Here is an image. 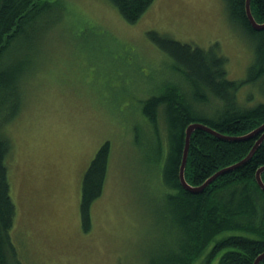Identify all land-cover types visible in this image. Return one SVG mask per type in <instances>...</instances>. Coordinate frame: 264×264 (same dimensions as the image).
<instances>
[{
    "label": "rangeland",
    "instance_id": "obj_1",
    "mask_svg": "<svg viewBox=\"0 0 264 264\" xmlns=\"http://www.w3.org/2000/svg\"><path fill=\"white\" fill-rule=\"evenodd\" d=\"M62 1L58 22L69 30L39 31V42L16 45L10 54V62L24 68L20 106L3 129L10 142L6 163L15 216L9 235L17 258L22 264H161L180 248L166 199L176 191L161 184L165 121L159 114L164 152L153 161L156 135L141 106L168 83H185L147 32L204 49L216 43L230 79L246 76L250 39L225 0H153L134 23L107 0ZM239 93L249 105L260 92L247 84ZM105 141L107 173L85 231L82 179ZM212 243L192 264H217L221 251L209 256Z\"/></svg>",
    "mask_w": 264,
    "mask_h": 264
},
{
    "label": "trees",
    "instance_id": "obj_2",
    "mask_svg": "<svg viewBox=\"0 0 264 264\" xmlns=\"http://www.w3.org/2000/svg\"><path fill=\"white\" fill-rule=\"evenodd\" d=\"M107 1L127 22L134 23L153 0ZM225 1L230 17L248 34L252 47V61L242 79L227 77L226 57L218 52L216 43L204 49L154 30L147 32L150 40L172 58V71L185 83H168L163 93L149 96L141 106L156 135L153 161H159L164 152L158 138L159 114L165 121L168 148L163 156V160L166 158L161 184L176 191L166 199L178 224L180 248L171 260L165 259L161 264H192L210 241L213 243L209 256L221 251L217 264H253L254 258L264 251V190L255 178L256 170L264 164V140L244 164L219 175L200 192L185 189L178 177L185 128L189 123L202 122L221 134L238 136L264 121V28L251 26L245 13V0ZM250 9L256 21H264V0H250ZM64 11L62 0H0V264H22L9 235L15 205L7 176L10 142L3 130L20 106L19 80L24 69L22 63L10 62L11 49L39 42V31L48 33L55 28L68 31L69 27L58 22ZM46 18L48 21L43 23ZM247 84L260 92L251 105L241 102L239 93ZM211 98L214 106L204 107ZM259 134L244 140H226L195 129L184 169L186 181L198 185L218 169L242 159ZM109 151V141H105L82 179L80 215L85 231L90 227L91 204L104 186ZM261 178L264 182V171ZM223 230L235 231L215 239ZM258 264H264V258Z\"/></svg>",
    "mask_w": 264,
    "mask_h": 264
},
{
    "label": "water",
    "instance_id": "obj_3",
    "mask_svg": "<svg viewBox=\"0 0 264 264\" xmlns=\"http://www.w3.org/2000/svg\"><path fill=\"white\" fill-rule=\"evenodd\" d=\"M245 13H246V16L248 18L249 23L251 24V26L253 28H255V29L264 28V21L263 22L256 21L252 15V13H251L250 0H245ZM195 129H201V130L207 131L211 134L216 135L217 137H220V138L226 139V140H244V139L253 137L254 135H256L258 133H260V134H259V137L254 142L253 146L250 148L249 152L242 159L238 160L237 162H234L232 164H229L227 166H224V167L218 169L216 172H214L212 175H210L208 178H206L202 183H200L198 185H191L185 179L184 169H185L186 160H187V154H188V149H189L191 133ZM263 140H264V121L261 124H259L258 126H256L255 128H253L252 130H250L244 134L238 135V136H228V135L221 134V133L213 130L212 128H210L209 126H207L206 124H204L202 122H191V123H189L185 128L184 145H183V149H182L181 162H180L179 169H178V177H179L180 184L185 189H187L189 191L200 192V191L204 190L205 187L208 186L219 175L224 174L228 171L234 170V169L238 168L239 166H241L242 164H244L251 157V155L254 153V151L256 150L258 145ZM262 171H264V164L261 165L256 170L255 178H256V181H257V184L259 185V187L262 190H264V182L261 178ZM263 258H264V251L259 253L254 258L253 264H258Z\"/></svg>",
    "mask_w": 264,
    "mask_h": 264
}]
</instances>
